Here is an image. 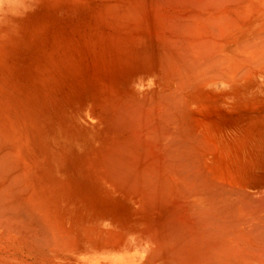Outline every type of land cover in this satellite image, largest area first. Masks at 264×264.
<instances>
[{"label": "bare ground", "instance_id": "1", "mask_svg": "<svg viewBox=\"0 0 264 264\" xmlns=\"http://www.w3.org/2000/svg\"><path fill=\"white\" fill-rule=\"evenodd\" d=\"M25 1L0 0L1 125L51 120L48 101L61 100L33 47L20 58L14 39L34 35L27 29L36 23L21 30L9 14ZM125 1L130 22L112 16L114 33L82 61V91L91 92L83 120L101 128L75 172L82 181H61L59 158H45L58 164L57 178L36 158H18L26 168L10 177L13 164L0 170V264H264V159L256 154L264 125L232 109L260 97L264 0ZM9 57L15 63L2 71Z\"/></svg>", "mask_w": 264, "mask_h": 264}, {"label": "rangeland", "instance_id": "2", "mask_svg": "<svg viewBox=\"0 0 264 264\" xmlns=\"http://www.w3.org/2000/svg\"><path fill=\"white\" fill-rule=\"evenodd\" d=\"M66 1L67 0H34V1L27 0L24 2V4L22 3L21 6L17 10H15L13 13L9 14V17L11 19H13L17 23V25H20L22 27L21 30L26 28L27 25L29 26L31 24L36 23L32 27H29L27 29V31H29L31 29L34 30V32H35L34 35L26 34V35L22 36L20 41L18 39H14V41H18L20 47H22L24 49V54L22 56H20V58L22 60L25 58V56L30 57L31 49L33 47V52H34L33 55L35 57V61L38 63V66L40 68L44 67V69H42V70H45V72H46V76L49 80L50 86L52 87V93H59L61 100L59 101L58 104L56 102H53V101L51 103L48 101V104H51V105H48L45 109L49 110V111L51 109V111H50V112H52V115H51L52 119L51 120L45 121V120L41 119V120L37 121V119L35 117L30 118V119H28L27 117H20V118H13L12 124H10L9 120H6L5 124H2V125L0 123V132H1L0 133V161H1L0 170L5 171L6 167L8 166V165L5 166L6 164H13V168H12V165H9L10 167L8 166L9 169L11 168L14 170L15 168H17V169H15V171L10 169L11 172L13 171L12 173L8 172V170H7V174L9 173L8 177H10L11 174H13L14 172L17 173V172H20V170H24V168H26L24 161L22 163L21 162L22 160L19 161V159L31 158V162H32V160L34 158H36V162L38 165L43 164V166H44V164H45V166H47V165H49L47 163L49 161L46 160L47 158H50V161H52V162H53V160L55 161L56 158H59L58 159L59 162L57 160H56V162L60 163L61 166L62 165L64 166V163L66 165L64 167L62 166L60 168V170H58L59 169V168H57L58 164L55 162L53 163V165L56 164L55 167L49 165L48 169H50V167H54L53 169L51 168L52 172L50 171L51 174L54 172L53 176L51 175V178L52 177L57 178L61 174L59 176V178H61V181L65 180L63 182H66L67 180L69 181L67 176H70V174H71V178L69 177L71 179L70 180L71 182L70 181L69 182L67 181V182L69 184L72 183V185L73 184L75 185L76 182H78V180H79V176H77L75 172H78L82 168V162L80 163V161H82V158H86V157L92 158L94 147H95V145H94L95 141L94 140L97 138L98 132L101 131L100 127L96 129V127L94 125H92V124L90 125L83 120L84 115L86 114L85 108H86V110L89 111V107L86 104L89 100H84L82 98V96L89 94V98H91L90 97L91 92L82 91V61H88L89 62L90 57H88V56L92 55L91 52H93L94 49L97 48L100 40L105 39V37L107 36L106 34L111 31V28H112L111 32L114 33L113 23H112L113 20L112 19L115 16L117 18V16L119 15L118 19L120 21L122 20L121 21L122 26L124 24H127V20H128V22H130V19L129 18L126 19L125 17H126V14H128V13H129V15H131V12H129L131 7L128 5V3L125 0L124 1L123 0H113V1L112 0H96L97 2L99 1L98 3L95 0H90V1L89 0H81V1L79 0V1H73L70 3L66 2ZM110 2H112V3L114 2L116 4V6H118V7L114 8L115 7V5H113L114 3L112 4ZM94 3H96L95 6H93ZM107 3L112 4V5L108 6ZM124 3H126V5ZM45 4H47V5H45ZM52 6L53 7L55 6V8L53 9ZM109 9H111V10H109ZM41 10H42V12H41ZM29 11H31V13ZM34 11H36V12H34ZM114 11H116V12L114 13ZM117 11H120V12H117ZM53 13H55V14H53ZM27 14H28V16H27ZM49 14H51V15H49ZM94 14H95V16H92ZM104 15H106V16H104ZM124 15H125V17H124ZM36 16H38V18ZM109 16H111L110 17L111 19L108 20ZM112 16H113V18H112ZM146 16L147 15H144L143 18H145ZM15 17H18V18L15 19ZM21 17H23L22 18L23 21L21 20ZM46 18H48V20ZM41 19L43 22L41 21ZM125 19H126V23H124ZM46 21H47V23H46ZM20 22H22V24H20ZM49 22H51V23H49ZM42 24H45V25H42ZM5 25L7 27H9L8 22H7V24L5 22ZM48 25H50V26H48ZM53 25H54V27H53ZM2 28H3L2 29V31H3L2 35L4 38V37H6V32L4 29L5 27H2ZM43 29H46V31ZM106 30H108V31H106ZM94 35H97V36L95 37ZM2 40H1V42H2ZM14 41L11 43H14ZM38 46L40 48L39 49V55H38V57H36L37 54L35 53V51H36ZM33 55H32V57H33ZM15 61H16V59L13 57H9L7 59H4V65L2 66V71H6V70L10 69L14 65ZM67 68H69V70H67ZM70 72L71 73H78L79 78H74L73 81L71 79H69L68 81H64V78L68 77ZM36 80L39 84H41L43 78H39ZM262 81H263V83H262ZM259 83H260L261 89H260V95H258L260 97L258 98L256 95V97L258 98L257 102L259 103V101H260L261 103H264L262 101V100H264V79L261 78ZM219 92H222L221 87L219 88ZM246 101H247V103L244 106L239 107L237 105L236 106L237 108H232L235 111L234 112L235 116L236 117L240 116L241 118L244 119V116L251 112L252 114L251 113L249 114L251 117L250 119H252L254 117V120L257 122V124H259L258 122H260L261 126L264 125V122L262 123L261 121H259V119L262 118V116L264 117V104L256 106V104H258V103L252 102L251 98H249ZM249 102L251 104H249ZM247 104H248V106H246ZM253 104H255V105H253ZM65 105H66V107H63ZM249 105L252 108L258 107L259 109L254 108L255 110L254 109L252 110L249 107ZM229 106H231V105H228L226 107L228 108ZM246 107H249L250 110H247ZM238 108H240V109H238ZM243 108L245 109V111ZM236 111L238 112V114H240L243 111L245 115L243 114V112L240 115H238ZM239 111H240V113H239ZM256 113H258V114H256ZM257 115H259V117L260 116L261 117L260 118L255 117ZM248 117L249 116H247L245 118L246 120L245 119L244 120H245V122L248 121V123L251 124L250 122H252L253 120L252 121L249 120ZM247 118H248V120H247ZM234 119L235 118H233V120ZM243 119H240V120H242L241 121L242 123L244 122ZM262 120H263V118H262ZM235 122H237V118H236ZM242 123L239 124L237 122V123H235V125L238 124V125L242 126L243 125ZM243 127H244V130L241 127V130L243 132L246 131L245 129L250 130V128L246 127V125H244ZM8 128H10V129H8ZM261 128L257 127V130L258 129L260 130ZM263 128H264V126H263ZM258 134L259 135L264 134V129L260 130V132L257 133V136H259ZM259 137H261L260 140H259ZM259 137H257V139L260 142L257 140L258 146L256 144V154H257V158H263L264 159V138L262 139V136H259ZM27 139H29V141ZM247 142L252 143L250 141H247ZM261 142H262V144H260ZM17 149H18V151H17ZM257 149H258V151L260 150L261 152H258ZM6 151H8V152H6ZM1 154L3 155V158H4V159L2 158L3 160L1 159V157H2ZM6 154H7V156H6ZM258 154H259V156H258ZM5 156L6 157L10 156L8 163H7L8 158H6ZM15 158H17V159L19 158V159L16 160ZM38 158H41V160L39 161L40 163H38V160H39ZM42 158H44V159L46 158V159L44 160ZM28 159H26L25 162L28 161V163H29ZM60 159H61V161H64V160L65 161L61 164ZM42 160H44L45 163H42ZM13 161H14V163H10ZM17 162L19 164L22 163L20 165V167L17 164ZM3 163H5V164L2 165ZM60 165H59V167H60ZM78 165H81V166L78 167ZM3 166H5V167H3ZM21 167H22V169H21ZM2 168H4V169H2ZM41 168H42V166H41ZM41 168H40V170H41ZM45 168L46 167H44V169ZM37 169H39V168H37ZM54 169H55V171L58 170V173H59L58 176H57L58 173L55 172ZM35 170H36V168H35ZM44 171L47 172V174H49V170L48 171L44 170ZM59 171H63L64 173H62V172L60 173ZM73 171H74L75 175L73 174ZM37 172L34 173L35 174L34 177L39 176V175H36ZM66 172H68L67 174H69V175H66L65 174ZM81 173H82V170L80 172V175H81ZM55 174H56V176H55ZM62 174L65 176H63ZM2 175H4V174H0V176H2ZM44 175H46V174H44ZM74 176H76V177H74ZM3 177H2V179H3ZM8 177L5 179V182L9 179ZM42 177L40 178L41 180H42ZM46 177H47V175L45 176V178ZM62 177H65V179ZM66 177H67V180H66ZM45 178H44V181H45ZM51 178H49V179H51ZM72 178L74 179L73 182H72ZM80 178H81V180H79V181H82V176H80ZM38 179H39V177L37 179L35 178V180H38ZM39 181H35V182L37 184H40V185L45 184L47 182V180H46V182H43V180H42L43 183H38ZM75 190L76 189L74 188V190H72V191H75ZM80 190H81V188H80ZM81 192H79L78 195L79 194L82 195ZM81 195H80V200L82 199ZM77 204L78 203H76L75 205H77ZM78 206L79 205H77V207ZM80 208H82V205L80 206Z\"/></svg>", "mask_w": 264, "mask_h": 264}]
</instances>
